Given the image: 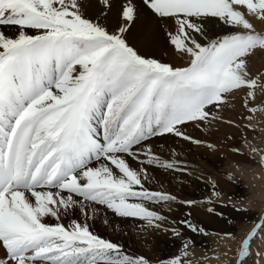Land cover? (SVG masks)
Masks as SVG:
<instances>
[{"label":"snow or ice","instance_id":"1","mask_svg":"<svg viewBox=\"0 0 264 264\" xmlns=\"http://www.w3.org/2000/svg\"><path fill=\"white\" fill-rule=\"evenodd\" d=\"M258 55L264 0H0V264H198L193 210L221 193L214 178L203 200L165 182L199 179L186 152H219L233 137L213 133L242 128L236 102L264 103ZM244 145L231 151L264 167V147ZM109 214L149 251L159 236L176 250L128 251L95 231ZM217 235L218 264H264V210L239 240Z\"/></svg>","mask_w":264,"mask_h":264},{"label":"rangeland","instance_id":"2","mask_svg":"<svg viewBox=\"0 0 264 264\" xmlns=\"http://www.w3.org/2000/svg\"><path fill=\"white\" fill-rule=\"evenodd\" d=\"M251 66L253 68V71H264V56H259L258 55L256 57H254L253 60H252ZM250 106L251 107H255L256 111L255 112H250V114H249L247 119H242V120H241V118H239V120L235 119L236 122L239 121L237 123L242 126L241 129H243V130L238 129V130H241L242 132L239 133V131H238L237 135H236V132L235 133L232 132V134H231L232 136L235 134L233 136L234 139L225 141V143L227 144V145L225 144V146H227L225 148V150L223 148H221L220 151L217 152V153H210L207 149L203 148L204 151H202V153H204V154H201V151H199V149L197 150V149H195V146H194V148L192 146V148L194 149L196 154L193 155V159L190 160L192 167H197L198 166V168L200 167L199 168L200 170L206 169L207 167H210V166L214 167V164H215L214 168H216V171L218 173H222L223 175H225L226 181H228L229 184L232 185L233 188L235 189L236 195H234V198L236 200H238L240 205H239V203L236 204L238 206H236L235 204H231V203L230 204L229 203L226 204L227 206L225 207V209L228 210V211L231 209L230 211L235 212V215L232 214L229 217H227L226 224L228 225V229L225 230V231H222V233L223 232H232L233 234H235L237 236L238 240H239L240 237H243L246 234V232L252 227L253 222L258 221V217H259V215L261 213V212H259V207H260V204H261L260 199H258L256 197V198H254V201H253V197L251 195V190H248L249 185L247 183V179H245L246 178L245 174L243 172L238 174V173L234 172V169H233L234 166L235 167L236 166L251 167L253 165L252 167H254L255 165H257V166H259V165L257 163H254V162L250 161V160H247L242 155L236 154L237 156H241L240 159H233L230 156L232 154H235V153H233L231 151L232 148H240L243 151H247V149H246V147L244 145L245 137L249 141L254 143L255 145H257L259 147H264V133H262L256 127L255 123H252V121L250 120V119L254 120L257 117L258 118L255 119L256 121H260L261 119H264L263 118L264 117V103L258 101L255 105H250ZM244 125H248L249 127L248 128H244L243 127ZM252 128H254L255 131H253ZM190 131H192V130L190 129ZM192 134L196 135V132H193ZM228 141H231L232 143L228 142ZM234 141H236V142H234ZM221 150H223V151H221ZM214 160H216L217 162L214 161ZM236 161H237V163H236ZM238 163L240 165H238ZM217 167H219V168H217ZM222 167L225 168V170H223ZM259 167H261V166H259ZM262 168H264V167H262ZM220 169L223 172H221ZM229 174L231 176H234L236 178V181H238V183L230 181L229 180ZM198 176H199V174H198ZM189 179H190L191 185H190V183L187 184V185H182L183 189L185 190V193L191 194V191H192V193H194V194L198 193L199 196H201L203 198H206V196L210 192V190H208L207 188H204V187L201 188V185H200L201 180L200 179H196V180H191L192 178H189ZM167 187H171V190L173 189L172 190L173 192H175V189L177 188V186H174V185H171V186L168 185ZM250 200H252L253 203L257 205L255 208H253L250 204L248 205L247 202L250 201ZM241 207L246 208L247 211H244V212L238 211V209L241 208ZM262 210H264V207H263ZM262 210H260V211H262ZM245 226H246L247 230H246ZM206 229L208 230V235L207 236H202L205 239V242L204 243H196L195 244V246L198 247L199 250L203 251V253H204L203 256L204 257L202 255H198V253L196 254V253H194V252H192L190 250L192 252L191 259H193L194 262H198V264H201L202 260L207 255H209V258H208L209 260L213 259V261L215 262V260L217 259L216 253H219L218 251H220V252L224 251V243H222V245H223L222 246L221 243H220V240L215 241L214 239H211V237H212L211 234L215 233V232L218 233V231L216 229L214 230V228H206ZM219 233H221V232H219ZM241 233H243V234H241ZM119 237L120 238L119 239L117 238V241L122 243L126 247V249L128 251L132 252V253L134 251H135L134 253L144 252V253H147L149 255H153V256H156V257L164 258V257L170 255L172 252H174L176 250L173 247V241L170 240V239H167L166 237H164V239H163L162 238L163 236H159L157 241L153 242L154 244L152 243L153 247H151V251H149V250L146 251V249H149V247L146 246L147 245L146 243L144 244V247H143V245L140 246V245H138L136 243L134 244V242L130 240L128 234L124 235V236H119ZM126 239H129L130 241H126ZM257 239H259V237H257ZM255 241L253 243L254 246L252 245V247H253L254 250H257V248H256L257 244H256ZM217 244L220 247H218ZM233 244H232V248L235 245V244L234 245ZM140 247H142V248H140ZM236 247H237V244H236ZM151 252H153V253L151 254ZM201 256L203 257V259H202ZM232 256H233V251L228 253V257L227 258H231L232 259ZM220 257H221V259L222 258L224 259L223 255H220ZM225 259H226V257H225ZM214 264H216V263H214Z\"/></svg>","mask_w":264,"mask_h":264},{"label":"bare ground","instance_id":"3","mask_svg":"<svg viewBox=\"0 0 264 264\" xmlns=\"http://www.w3.org/2000/svg\"><path fill=\"white\" fill-rule=\"evenodd\" d=\"M260 27H262V25L257 22V28L259 29ZM159 39H161V41L163 40V37H159ZM241 102L240 100H238L236 102L237 104V108H236V113L233 115V119H238L241 118L242 119H247L250 112L245 109V108H242L240 105H241ZM251 107V106H250ZM242 114V115H241ZM258 118V117H257ZM255 118V119H257ZM264 118V117H263ZM252 120V123H255L256 127L262 132L264 133V119H261L260 121H256V120ZM236 122V121H235ZM239 122V121H237ZM236 122V123H237ZM238 124V123H237ZM250 124V123H249ZM243 130V129H241ZM241 130H238L237 128L235 127H231V128H221L220 132L219 133H213L211 139L213 142H216V141H224V136H225V133H227L228 135L232 134V132H236V135H237V132L239 131V133H241L242 131ZM247 132V131H246ZM200 133H197L196 132V136H199ZM235 135V134H234ZM233 135V136H234ZM232 136V135H231ZM232 136V137H233ZM236 137V136H235ZM234 139V137H233ZM228 142H231V141H228ZM236 142V141H234ZM232 143V142H231ZM225 142H224V147H222L224 150L227 146H225ZM227 145V144H226ZM194 148V146H193ZM191 148V150L187 151L186 152V155H185V159L186 161L191 165V161L193 159V155H195V151L194 149ZM195 149H199V151H201V154H204L202 153L203 148H196ZM223 151V150H221ZM200 154V155H201ZM220 154V153H219ZM218 154V155H219ZM230 155V154H229ZM233 159H240L241 156H237L236 154H232L230 155ZM197 158V157H196ZM216 158V157H215ZM195 159V158H194ZM218 159V158H217ZM198 161V160H197ZM216 161V160H214ZM233 161V160H232ZM231 161V162H232ZM217 162V161H216ZM229 162V161H228ZM227 162V163H228ZM212 163V162H211ZM237 163V161H236ZM232 164V163H231ZM208 165V164H207ZM238 165H240L238 163ZM252 165V164H251ZM253 166V165H252ZM246 167V166H234L233 169H234V172L240 174L241 172H243L245 174V179H247V183L249 185L248 187V190H251V195L253 197V201H254V198H258L260 199V207H259V212H261L260 210L263 209L264 207V168L262 167H259L257 165H255L254 167ZM214 167H215V164H214ZM213 166H210V167H207L206 169H202L198 171V174H199V179L201 180L200 182V185H201V188L204 187V188H207L208 190H210V192L207 194L206 197L212 195V191H213V188H212V184H213V178H214V181H215V185H216V190L219 191L221 193V200L219 201H216V203L214 205H208V204H205L203 207H198L196 208L195 210H193V217L195 218V220L200 223L203 227L205 228H214V230L216 229L219 232L222 233V231H225L228 229V225L226 224L227 222V217H229L230 215H235V212L233 211H228L225 209V207L227 206L226 204H238V200H236L234 198V195H236V191L235 189L233 188L232 185L229 184L228 181H226L225 179V175H223L222 173H218L216 171V168H214ZM195 168V167H194ZM200 168V167H199ZM203 168V167H202ZM219 168V167H217ZM223 170H225V168L222 167ZM231 169V168H230ZM243 170V171H242ZM221 171V169H220ZM223 172V171H221ZM211 174V176L209 175ZM191 180H196V179H191ZM166 185L168 186H171L170 184H168L167 182H165ZM198 183V182H197ZM246 183V184H247ZM195 184V183H194ZM190 185H191V182H190ZM199 185V186H200ZM190 187V186H189ZM171 188V187H170ZM173 188V187H172ZM191 189V188H190ZM173 190V189H172ZM189 190V189H188ZM205 190V189H204ZM187 191V190H186ZM175 192L178 193L182 198H188V199H199V200H203L204 198L199 196L198 193L197 194H194L192 193L191 191V194L189 193H185V190L183 189V186L182 185H179L177 186V188L175 189ZM195 192V191H194ZM250 195V196H251ZM203 198V199H202ZM237 198V197H236ZM252 200L248 201V205L250 204L253 208H255L257 205L253 203V201L251 202ZM242 202V201H241ZM242 204V203H241ZM240 205V203H239ZM229 206V205H228ZM238 206V205H236ZM209 207H215L216 209V214H210L208 211H207V208ZM237 209V208H236ZM189 209L187 208H181L179 212L176 213V215H181L184 211H187ZM222 214V215H221ZM228 215V216H227ZM108 219L112 221L111 224H109L108 226H105L103 223H102V220H103V217H101L100 219H97L96 222H95V225H94V229L97 233H99L101 236H104L106 238H111L113 240H117V238L119 239L120 237L119 236H124L125 234L124 233H128V236L130 238L131 241L134 242V244H138L140 246L143 245L144 247V244L145 242H143L142 240H140L135 234V229H134V226H133V223L132 222H122L120 220H117L116 218L112 217L110 214L108 216ZM66 222V221H65ZM91 223V221H90ZM246 228V226H245ZM247 230V228H246ZM218 233H212V237L211 239H214L215 241H218L220 240V243L222 245V243H224V240L222 238H220L217 234ZM243 234V233H241ZM164 239V236L162 237ZM149 239L152 241V242H156L158 237H149ZM194 239L196 240V243H204L205 242V239L202 237V236H195ZM129 239H126V241H130ZM162 242V241H161ZM256 248L257 250H260L262 252H264V241H261L260 239H257L256 241ZM126 243V242H125ZM254 243V242H253ZM154 244V243H153ZM158 244V243H157ZM235 244V245H234ZM234 247H233V250H235L237 247H236V243H234ZM137 245V246H138ZM218 245V244H217ZM148 246V245H146ZM223 246V245H222ZM254 246V245H253ZM153 247V246H152ZM218 247H220L218 245ZM126 248V247H125ZM142 248V247H140ZM162 248V247H161ZM223 248V247H222ZM129 249V248H128ZM154 249V248H153ZM149 250V249H146V251ZM198 247L194 246L193 249H191L192 252L194 253H198V255H204L203 251L199 250ZM222 250V249H221ZM137 251V250H136ZM159 251V250H158ZM135 252V251H134ZM133 252V253H134ZM149 252V251H148ZM220 252V251H218ZM222 252V251H221ZM139 253V252H137ZM144 253V252H143ZM153 252H151L152 254ZM206 253V252H205ZM157 254V253H156ZM161 254V253H160ZM206 255V254H205ZM159 256V255H158ZM201 256V257H202ZM204 257V256H203ZM202 257V259H203ZM200 258V257H199ZM209 255H207L203 260H202V263L201 264H218V261L217 259L215 260V262L212 260H209ZM235 258V251H233V256H232V259ZM201 259V258H200ZM219 259H221V257H219ZM223 259V258H222ZM225 259V257H224Z\"/></svg>","mask_w":264,"mask_h":264}]
</instances>
